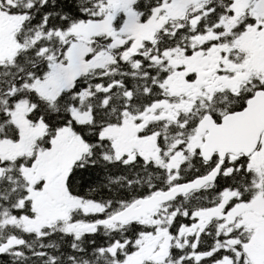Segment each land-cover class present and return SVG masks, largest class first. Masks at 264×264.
Returning a JSON list of instances; mask_svg holds the SVG:
<instances>
[{
    "label": "snow or ice",
    "instance_id": "6c2138e0",
    "mask_svg": "<svg viewBox=\"0 0 264 264\" xmlns=\"http://www.w3.org/2000/svg\"><path fill=\"white\" fill-rule=\"evenodd\" d=\"M0 264H264V0H0Z\"/></svg>",
    "mask_w": 264,
    "mask_h": 264
}]
</instances>
